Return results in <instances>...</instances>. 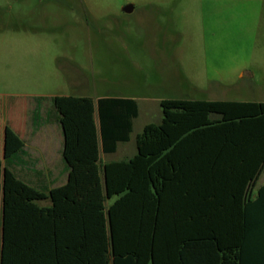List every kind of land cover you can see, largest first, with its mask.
I'll list each match as a JSON object with an SVG mask.
<instances>
[{
    "label": "trees",
    "instance_id": "16d2710c",
    "mask_svg": "<svg viewBox=\"0 0 264 264\" xmlns=\"http://www.w3.org/2000/svg\"><path fill=\"white\" fill-rule=\"evenodd\" d=\"M54 105L67 183L38 192L0 163V264H264V184L252 192L264 172V103L161 100L135 154L104 164L100 153L128 142L136 102ZM22 146L5 128L4 158Z\"/></svg>",
    "mask_w": 264,
    "mask_h": 264
},
{
    "label": "rangeland",
    "instance_id": "374dc122",
    "mask_svg": "<svg viewBox=\"0 0 264 264\" xmlns=\"http://www.w3.org/2000/svg\"><path fill=\"white\" fill-rule=\"evenodd\" d=\"M76 94L136 102L113 161L161 100L264 102V0H0V102Z\"/></svg>",
    "mask_w": 264,
    "mask_h": 264
},
{
    "label": "crops",
    "instance_id": "0c3cea01",
    "mask_svg": "<svg viewBox=\"0 0 264 264\" xmlns=\"http://www.w3.org/2000/svg\"><path fill=\"white\" fill-rule=\"evenodd\" d=\"M66 96L91 98L87 95L78 94ZM56 97L59 96H29L19 99L16 97H9L5 102H0V163L16 180L45 194L52 189L64 186L67 183L70 171L63 156L64 134L59 113L54 105ZM91 99L94 101L97 100L94 98ZM94 120L97 125L98 120L96 113L94 115ZM5 128L10 129L23 144L20 150L8 158H4L3 156ZM110 154L112 155V153ZM108 155L109 154L100 153L101 164L114 162L108 159ZM258 187L259 186H255L252 192L255 193ZM38 206H48V202L38 203ZM10 226L11 222H9V230ZM12 227L13 231H15L14 222H12ZM1 243L2 210L0 196V248Z\"/></svg>",
    "mask_w": 264,
    "mask_h": 264
},
{
    "label": "water",
    "instance_id": "95a60500",
    "mask_svg": "<svg viewBox=\"0 0 264 264\" xmlns=\"http://www.w3.org/2000/svg\"><path fill=\"white\" fill-rule=\"evenodd\" d=\"M132 6L131 5H127L123 8V12L125 13H130L132 11Z\"/></svg>",
    "mask_w": 264,
    "mask_h": 264
}]
</instances>
